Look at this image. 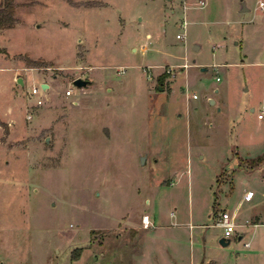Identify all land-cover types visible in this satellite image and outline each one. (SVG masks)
I'll return each mask as SVG.
<instances>
[{
	"label": "rangeland",
	"instance_id": "374dc122",
	"mask_svg": "<svg viewBox=\"0 0 264 264\" xmlns=\"http://www.w3.org/2000/svg\"><path fill=\"white\" fill-rule=\"evenodd\" d=\"M203 1H14L0 30V264H264L245 240L221 246L215 224L240 187L264 192V159L251 161L264 0ZM145 214L168 227H134Z\"/></svg>",
	"mask_w": 264,
	"mask_h": 264
},
{
	"label": "crops",
	"instance_id": "0c3cea01",
	"mask_svg": "<svg viewBox=\"0 0 264 264\" xmlns=\"http://www.w3.org/2000/svg\"><path fill=\"white\" fill-rule=\"evenodd\" d=\"M242 2H244V1L241 0L239 3V8L237 9L238 12H243L241 10V3ZM244 3H245V7L247 8L246 2H244ZM195 7H197L196 4L193 6H190L189 8H195ZM247 10H249V9L247 8L244 11H247ZM173 13H174V11H171V14H173ZM262 16H263L262 19L264 20V14ZM186 19H187V17H186ZM175 37H176V35H175ZM159 41L160 40H156L155 43H158ZM142 46H144V50H142V51H145L147 49V45L145 43H143ZM142 46H141V48H142ZM194 46H198V45L194 44ZM132 50L135 51L136 47H133ZM48 87H49V85L47 84V88ZM251 110H253V108H251ZM172 182L173 181H171L169 184H171ZM247 190L253 191V197L249 201L244 200V194ZM263 197H264V192H261L259 194V191L253 190L251 187H248V186L240 187L239 190L237 191L236 198L234 200V204L232 207V211L229 213L233 217L234 222L236 224V229H235V234H234L235 237L234 238L237 241L245 240V241H243L242 245L245 248H248L247 249L249 251L248 255L261 256L263 259L262 261L264 262V213L255 211V208L263 200L262 199ZM213 208H216V207H213ZM169 214H170V216H173L172 212H170ZM175 223L176 222H174L173 224H175ZM134 227H142L143 229L148 230L150 228H152V229L160 228L161 229L162 227L165 228L168 226H167V223H162V224L158 225L156 223V219L154 218L153 221L151 222V226H149L147 228L143 227L142 221H141V224L138 223V225H136ZM244 243H248V245L245 246ZM223 247H225V246H223ZM237 255H239V254H237ZM171 259H172V257H171ZM172 260H174V259H172ZM201 261H202L201 256L197 255V259L193 257L191 264H201ZM170 264H180V263H176L175 261H173V262H170Z\"/></svg>",
	"mask_w": 264,
	"mask_h": 264
},
{
	"label": "built area",
	"instance_id": "2783aa9c",
	"mask_svg": "<svg viewBox=\"0 0 264 264\" xmlns=\"http://www.w3.org/2000/svg\"><path fill=\"white\" fill-rule=\"evenodd\" d=\"M168 1H174V0H168ZM179 1H183V0H179ZM198 4H196L197 6H203L205 4V1L203 0H198ZM261 4V2H260ZM187 6L185 4H183V7H182V18L181 20L179 21V26H180V29L182 28V32H178L176 34V38L177 39H184L185 37V29H186V26L188 25V21L186 19V10H187ZM183 67H186L187 64L185 65H182ZM167 72H171V68H168L166 70ZM218 79V77H217ZM43 89L41 88V84L40 85H31V87L29 88L28 90V93L30 96L34 97V106L37 107V106H40L44 103V100L42 98L43 96ZM66 94L67 95H70L71 94V88L67 89L66 90ZM193 98H196V94H193L192 95ZM31 115L28 114V117H30ZM257 118L258 119H263L264 118V106L258 111L257 113ZM253 197V191L252 190H247L244 194V200L246 201H249L251 200V198ZM142 225L143 227L147 228L149 226H151V220L149 218L148 215H143L142 216ZM216 224L222 228L223 232H222V237L224 238H228L232 239V237L234 236L235 234V229H236V224L234 222V219L233 217L231 216V214L228 212V211H220L218 213V217H217V222ZM245 246L248 245V243H244Z\"/></svg>",
	"mask_w": 264,
	"mask_h": 264
},
{
	"label": "trees",
	"instance_id": "16d2710c",
	"mask_svg": "<svg viewBox=\"0 0 264 264\" xmlns=\"http://www.w3.org/2000/svg\"><path fill=\"white\" fill-rule=\"evenodd\" d=\"M15 0H0V30L13 27L16 23L14 16ZM264 159V153L258 155L255 160L256 163L261 162Z\"/></svg>",
	"mask_w": 264,
	"mask_h": 264
},
{
	"label": "water",
	"instance_id": "95a60500",
	"mask_svg": "<svg viewBox=\"0 0 264 264\" xmlns=\"http://www.w3.org/2000/svg\"><path fill=\"white\" fill-rule=\"evenodd\" d=\"M246 9H247V8L245 7V3L242 2V3H241V10L244 11V10H246ZM18 82L22 85V81H21L20 79H18ZM88 83H89V81H88L87 79H83V78H80V77L75 78V79L73 80V85H75V86H77V87H83V86L87 85ZM41 88H42V89L47 88V84H46V83L41 84ZM209 102H210V103H213V100L210 99ZM229 243H230V239H228V238H224V237H222V236L219 238V244H220L221 246H227Z\"/></svg>",
	"mask_w": 264,
	"mask_h": 264
}]
</instances>
